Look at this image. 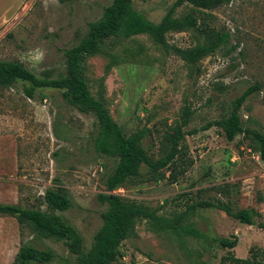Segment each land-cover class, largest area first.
<instances>
[{"label":"rangeland","instance_id":"obj_1","mask_svg":"<svg viewBox=\"0 0 264 264\" xmlns=\"http://www.w3.org/2000/svg\"><path fill=\"white\" fill-rule=\"evenodd\" d=\"M177 1L133 0V5L159 24ZM111 2L0 0V61L22 63L39 78L60 77L65 50L85 37L88 24L99 20ZM175 16H194L198 26L168 33L165 43L146 34L114 39L86 61L92 95L105 102L125 135L144 131L142 144L153 160L168 154L174 132H185L176 166L153 172L143 165L141 178L116 192L163 219L159 224L136 219L135 235L122 243L119 261L232 264L222 262L223 257L247 259L253 252L264 261V161L257 144L244 134L229 141L219 127L203 130L229 117L232 102L259 83L261 90L247 99L240 115L247 128L264 132V0H232L215 10L185 2ZM218 32L231 34L227 45L196 61L185 59V51L216 45ZM231 46L237 49L231 51ZM27 87H0V204L46 210L45 191L59 180L76 204L60 214L77 227L89 248L107 208L99 195L117 161L96 152L93 115L69 105L59 90H37L31 98ZM55 131L64 139H57ZM198 200L230 202L236 210L254 209L261 216L248 226L223 211L204 208L180 220ZM168 225L176 227L166 229ZM32 236L15 217L0 216V264H13ZM232 236L238 238L233 250L217 242ZM45 244L70 257L63 242Z\"/></svg>","mask_w":264,"mask_h":264},{"label":"trees","instance_id":"obj_2","mask_svg":"<svg viewBox=\"0 0 264 264\" xmlns=\"http://www.w3.org/2000/svg\"><path fill=\"white\" fill-rule=\"evenodd\" d=\"M72 0H60L66 3ZM188 2L197 8L215 10L229 5L232 0H178L159 23L149 21L143 14L134 8L133 0H112L105 7L99 20L88 24V31L83 39L75 46L65 50V73L56 79L50 77L39 78L22 63L12 61H0V87L11 88L17 83L29 84L26 93L29 97H35L37 90L49 89L62 92L64 100L76 108L79 112L93 115L97 125V135L94 139V148L97 153L117 161L112 173L105 181V192L99 195L102 203L107 205L102 213V225L93 237L89 248L85 246V240L81 232L65 216L64 213L76 208L75 201L67 188L56 180L54 186L45 191L44 204L46 210L36 208H24L16 204H0V216H13L32 231V238L23 243L16 255L13 264H125L120 262V251L124 241L135 235L136 219L161 223L162 217L158 212L140 205L135 201H127L116 192L128 181L139 180L140 168L146 165L153 172L176 166L182 152V141L185 132L182 130L173 133L172 143L168 154L161 160L155 161L143 147L144 131H138L134 135H125L123 129L113 119L105 102L95 98L88 85L86 77L87 58L102 53L109 42L114 39L130 38L138 35H149L160 43L166 42V36L172 31H183L198 26L194 16L184 19L175 16L178 6ZM217 43L214 46H205L198 50L185 51L184 57L188 61H196L197 57L214 52L221 44L230 41L229 32H218ZM236 46H231L235 51ZM262 85L255 83L233 102V111L229 117L210 122L203 127L209 130L219 127L223 130L229 141L235 140L238 135L251 137L257 144L261 159L264 161V132L247 128L243 123L240 111L243 104L255 92L260 91ZM63 133V132H62ZM196 132H193L194 134ZM57 139H64L55 131ZM61 153H54L59 157ZM177 171V169H176ZM177 176L171 174V180L175 183ZM213 208L225 212L234 220L255 226L256 218L261 213L254 209L236 210L230 202L222 200H198L188 207L186 214L180 216V220L187 214L198 209ZM176 225H168L166 229H175ZM198 236V232H192ZM46 240L63 242L70 257L64 258L55 250L46 246ZM223 248L233 250L238 245V238H220L217 240ZM258 252H253L247 259L230 254L223 257L222 262L228 259L232 264H264ZM131 264H136L132 262Z\"/></svg>","mask_w":264,"mask_h":264}]
</instances>
